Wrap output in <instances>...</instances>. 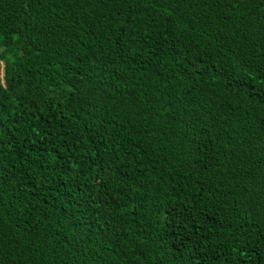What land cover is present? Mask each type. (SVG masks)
<instances>
[{"label": "trees", "instance_id": "obj_1", "mask_svg": "<svg viewBox=\"0 0 264 264\" xmlns=\"http://www.w3.org/2000/svg\"><path fill=\"white\" fill-rule=\"evenodd\" d=\"M0 264H264V0H0Z\"/></svg>", "mask_w": 264, "mask_h": 264}]
</instances>
